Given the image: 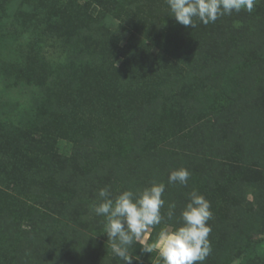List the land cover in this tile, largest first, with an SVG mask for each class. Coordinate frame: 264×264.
Masks as SVG:
<instances>
[{"label":"trees","instance_id":"trees-1","mask_svg":"<svg viewBox=\"0 0 264 264\" xmlns=\"http://www.w3.org/2000/svg\"><path fill=\"white\" fill-rule=\"evenodd\" d=\"M94 1L88 0L86 5L105 6L107 10L104 18L107 24L115 19L113 15L120 17L127 11L122 7V2L116 4L114 0ZM44 2L45 0H38L36 3L39 5L45 4ZM60 10L69 13L72 20L73 16L79 20L77 23L72 21L75 29L80 23L89 29L88 18L81 16L75 6L66 3ZM108 27L106 33L94 38L98 45L96 53L104 71H108L109 66L114 69L111 71L115 78L113 88L125 98L119 105V111L129 115L127 124L132 127L129 142L117 156L109 154L103 159V153L110 149L105 138L107 131L105 137L99 136L96 139L98 142L94 144L93 141L82 144V137L74 136L73 133L71 137L58 141L52 138L60 146L52 151L45 147L44 141L41 159L35 166L39 181L28 179L27 187L30 201L40 203V207L35 212L32 211L30 217V220L36 219L35 222L28 224V229H19L14 223H8L5 211L2 214L0 211V225L8 224L10 237L16 239L13 241L16 243L13 247V262H7L6 258L2 264H124L112 253L110 242H106L108 238L104 222L94 221L95 223L89 224L90 219L86 213L83 218L81 210L74 211L76 204L82 198L93 199L95 206L98 205V191L106 186L110 189L112 198H115L124 190L138 192L160 182L166 185L163 195L165 205L161 209L165 219L161 225L172 228L180 225L181 210L193 189L209 200L211 207L220 199L226 200L227 206L221 216H213L214 211L211 209L212 219L208 221L211 225V252L203 264H264V99H261L264 89V0H255L251 13L245 10L233 12L208 25L197 20L194 28L180 24L178 29L181 38L163 32L153 40L132 37L120 44L114 39L116 29L113 25ZM176 38H179L178 48L183 46L180 53H172L175 49L170 39ZM80 40L76 42L80 44ZM74 42L70 43L74 45ZM181 42L183 45H179ZM13 47L16 45L13 44ZM190 49V52H184ZM119 59L120 62L115 67L114 60ZM226 63L229 66L233 63L241 64L244 84L226 85L227 81L220 79L219 71L225 68ZM68 64H61L54 71L56 73L51 78H55L53 89L48 96L45 87H40L33 80L22 85V89L17 91V100L6 101V105H2L4 108L0 109V119L6 117L12 120V125L17 122L14 126L18 127L28 118L41 114L38 106L48 108L52 101L57 104L59 101L53 93L59 94V89L56 91L55 82L61 80L65 83L64 86L69 87L72 80L68 82L66 74L73 72V82H79V76L75 73L79 66L72 69L75 65ZM144 74L150 80L157 79L146 97L138 96L143 91L137 92L135 89L140 78H145ZM172 76L174 77L171 78ZM176 76L179 78H175ZM190 81H199L201 84L192 93L197 96L208 93L223 97L221 90L225 93L224 88L229 89L225 103L211 105V108L204 104V108H208L210 122L208 120L200 125L198 122L191 123L193 127L190 126L185 137L173 135L170 139L162 138L155 142L153 132L142 124L149 125L146 120L160 108L168 97L170 87H175V83ZM209 82L213 83L214 88H209ZM241 87H245L246 91L241 90ZM152 89L155 91L152 92ZM239 91L243 95L240 101L235 97ZM256 102H261L263 106L259 108ZM192 105L194 104L190 107ZM45 113L47 109L39 115L42 119L38 123L37 119L33 120L35 125L31 127L32 130L41 129L44 123H50ZM3 125L9 126L8 123H0V126ZM98 135L94 133L93 138ZM76 152L89 154V158L78 155L80 158L76 162V159L72 160ZM86 159H89L87 165H91L88 169L83 165ZM79 162L82 163L78 166L79 169L73 170ZM181 167L187 168L191 173L188 184H169V173ZM17 171L18 175L25 173L20 169ZM14 174L10 176L16 182ZM46 174L69 183L71 191L69 190L68 195L64 194L68 196L66 200L59 201L53 188L42 178ZM230 181L224 193L221 194L216 189L215 185L222 187L223 183ZM4 183L0 184V202L5 201L4 195L13 194L11 191L10 194L5 193L4 188L11 184ZM18 184L15 183L9 189L19 192ZM172 203L176 205L175 215L172 220H168L166 213ZM91 214L97 220H103L96 215L94 208ZM75 223L91 227L96 235L92 236L82 227L74 225ZM161 225L151 229L147 241L153 239L152 234ZM102 234L104 236L100 237ZM254 235L257 236L256 239ZM130 250L135 257L134 264H146L152 259L153 252L142 251L139 243Z\"/></svg>","mask_w":264,"mask_h":264},{"label":"rangeland","instance_id":"rangeland-1","mask_svg":"<svg viewBox=\"0 0 264 264\" xmlns=\"http://www.w3.org/2000/svg\"><path fill=\"white\" fill-rule=\"evenodd\" d=\"M37 1L0 0V109L4 108L2 105H6L4 104L6 101H16L19 97L18 89H22V85L25 86L31 80L40 84V87L44 86L48 96L49 91L53 89L55 79L51 78L56 73L54 71L61 64L75 65L72 69L79 66L75 69V73L79 76V82H73L74 72L66 74L68 82L72 80L69 87L64 86L65 83H62L61 80L58 81L59 85L55 82L54 87H56V91L59 89V94L54 92L53 95L59 102L56 104L55 101H52L48 108L47 106L37 107L41 114L44 111L46 112L47 109L45 117L50 120V123H44L41 129H31L35 125L34 119H37V123L40 121L39 119H42L39 113L32 118H28L23 125L18 127L14 126L17 125V122L12 125V120L10 121L6 117L0 119V123H8L9 125L8 127L0 126V184H3L4 181L6 183L10 182L11 185L4 188V191L7 194H10V191L13 193L12 196H10L11 194L4 195L5 201L0 202V211L1 214L2 211H5L9 218L8 223H14L19 229H28V224L35 222L36 219L30 220V217L37 207H40L38 205L40 203L30 201L27 187L28 179H33L34 182L39 181L35 166L38 165V160L41 159L40 155L42 154V143L44 141L45 147L52 151L60 147L53 139L58 141L65 137H71V133H73L74 136L82 137V144H87L89 141H93L94 144L98 142L96 139L99 136L105 137L107 131L108 134L105 138L110 149L103 153V159H106L109 154L117 156L129 142L128 136L132 128L127 124L129 115L119 111V105L123 103L125 98L120 94L121 92L113 88L115 87L113 82L115 78L111 71L114 69L109 66L108 71H104L103 64L98 61L96 53L98 45L94 42V38L99 34L106 33L109 25H113L116 29L114 39L116 38L120 44L125 39L132 37L153 40L163 32L181 38L178 29L180 24L173 16H170L166 0H114L116 4L122 2V7L127 11L122 13L120 17L113 15L115 19L110 24L105 22L104 14L107 10L105 6H95L93 4L88 6L86 5L88 0H45V4L40 3L39 5H37ZM66 3H69L72 7L75 6L79 9L81 16L85 19L88 18L89 24L87 26L89 29L83 27V23H80L76 29L73 27L72 21L77 23L79 20L74 16V20H72L69 13L59 11ZM117 8L119 7L117 6ZM77 36L79 39H77ZM179 38L170 39L174 43L173 47L175 49L172 53H180L183 48V46L181 48L177 46ZM76 40H80V44ZM72 41H75L74 45L70 43ZM13 44L16 45L15 48ZM179 45H183V43ZM185 47L187 46L185 45ZM100 49L104 51L103 47H100ZM190 51L191 49L184 52ZM168 56L173 55L168 54ZM119 62L120 59L118 61L114 60L115 67L118 66ZM240 67H242L240 63H233L231 66L226 63L225 68L219 71L220 79L226 80V85H240L244 79ZM143 76L145 78H140L139 85L135 89L137 92L143 91L138 96L146 97L148 92L150 94L151 88L154 87L157 79L150 80L146 77V74ZM168 76L170 77V75ZM175 78L179 77L176 76ZM191 82L175 83V87H170L167 92L168 97L164 99L156 112L149 115L151 118L146 120L149 125L142 124V126L153 132L152 138L155 142L162 138L170 139L173 135L185 137L187 135L185 133L192 126L191 123L198 122V125H200L209 120V116H207L208 108H204V104L211 108V105L225 103L229 89L223 87L225 91L223 93V90H221L223 97L208 93L197 96V94L192 93L195 88L201 87V84L199 81ZM245 87L248 89V86L245 85ZM245 87H241V90L246 91ZM209 88H214L212 82H209ZM154 91L152 89V92ZM242 96L240 91L235 94L238 101ZM261 99H264V89L262 90ZM191 104L194 105L190 107ZM195 104L196 108H194ZM256 104L259 108L263 106L261 102H256ZM94 133L99 135L93 138ZM78 155L87 158L89 154L76 152L72 156V160L76 159L77 162V159L80 158ZM88 161L89 159H86L83 163L87 169L91 166L90 164L87 165ZM81 164L74 166L72 169H79L78 166ZM18 169L22 173L25 171V173L18 175ZM10 174L16 175V182ZM42 178H44L46 184L53 188L59 201L66 200L68 196H64V194L68 195L71 191L67 181L55 179L47 174ZM60 181L62 182L60 183ZM15 183H19V192L9 189ZM230 183L231 181L223 183L222 187L215 186L222 194L227 190ZM81 201L76 204L75 212L81 210L83 218L86 217V213L88 219H90L88 220L89 224L94 221H103L105 224L104 217L100 216L103 220H97L91 214L96 204L93 199L82 200L81 198ZM226 206V200L220 199L217 201L216 205L211 207L214 211L213 216L217 214L221 216ZM56 207L58 208L57 205ZM7 225H0V264L5 263L3 261L6 258L7 262L12 261V257L15 255L13 247L16 246V243L13 241H16V239L10 237ZM74 225H77V223ZM77 226L82 227L92 236L96 235L89 226L87 228L86 225L78 224ZM165 226L161 225L157 227L158 230L155 229L156 232L152 234L154 240L151 238L147 241L151 230L146 233V242L148 244L153 243L161 228ZM103 236L102 234L100 237ZM256 237L254 235V239ZM106 242L108 241L106 240ZM117 259L120 258L117 257ZM134 263L136 261L133 260ZM146 264H163V262L157 252L153 251L152 259Z\"/></svg>","mask_w":264,"mask_h":264},{"label":"clouds","instance_id":"clouds-1","mask_svg":"<svg viewBox=\"0 0 264 264\" xmlns=\"http://www.w3.org/2000/svg\"><path fill=\"white\" fill-rule=\"evenodd\" d=\"M166 3L170 16L179 24L194 28L197 20L208 25L233 12L251 13L255 0H166ZM190 175L187 168L174 169L169 173L168 183L187 185ZM165 188L163 182L153 183L138 192L124 190L115 198L107 186L99 189L100 203L94 206V211L105 218V234L111 251L124 264H133L135 257L130 249L137 243L144 252L156 251L163 264H203L210 254L211 202L195 189L181 210L180 225L175 228L166 225L153 243H146L145 234L165 219L161 212ZM175 208V203L169 204L168 220L173 219Z\"/></svg>","mask_w":264,"mask_h":264}]
</instances>
